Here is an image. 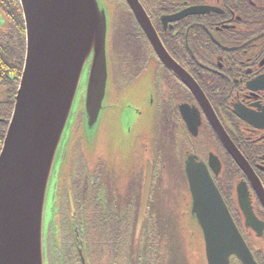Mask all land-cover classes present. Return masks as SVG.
Segmentation results:
<instances>
[{
	"label": "flooded vegetation",
	"instance_id": "obj_1",
	"mask_svg": "<svg viewBox=\"0 0 264 264\" xmlns=\"http://www.w3.org/2000/svg\"><path fill=\"white\" fill-rule=\"evenodd\" d=\"M112 1L116 6L109 18L111 44L114 31L123 28L129 31L125 35L128 44L136 45L127 53L130 63L135 58L144 62L143 66L149 59L157 63L154 86L158 94L153 101L156 161L160 146L168 140L173 143L177 159L186 153L203 161L254 264H264V0H136L166 53L203 94H200L203 106L155 56L129 4L125 0ZM0 12L4 16V25H0L1 150L24 63L20 65L19 59L25 58V28L18 0H0ZM5 59L8 65H4ZM136 77L135 73L130 79ZM113 79L116 83L115 76ZM216 120L221 135L230 140L247 163L248 174L235 163L219 139L214 129ZM135 122H129V127ZM213 143L216 147L210 146ZM141 145L133 141L131 147L124 148L125 155L112 151L109 159L100 153L88 157L80 152L81 158L74 164L67 157L66 172L54 177L46 201L49 206L44 233L48 264H51L50 223L54 213H60V236L64 229H73L76 249L84 254L80 233L72 223L82 219L78 202L86 181L96 193L104 185L102 194L109 198L116 193L119 202L120 194L115 190L125 189L116 185L115 180L125 176L127 184L133 187L125 191V195L132 196L127 202H139L147 162L146 148L141 150ZM136 151L140 153L136 158L139 168L132 169L131 174L137 176L129 181L122 169L128 167L125 165L128 155L135 157ZM87 158L94 160L92 168ZM155 169L156 163L154 174ZM230 264L241 263L232 256Z\"/></svg>",
	"mask_w": 264,
	"mask_h": 264
},
{
	"label": "water",
	"instance_id": "obj_2",
	"mask_svg": "<svg viewBox=\"0 0 264 264\" xmlns=\"http://www.w3.org/2000/svg\"><path fill=\"white\" fill-rule=\"evenodd\" d=\"M125 1L161 63L201 104L197 85L166 53L137 1ZM18 2L26 51L0 152V264H45L44 206L55 175L61 176L67 162L69 129L82 83V128L87 154H91V143L106 107L110 20L98 0ZM186 125L191 130L188 120ZM214 129L248 174L246 162L230 140L221 135L217 120ZM184 173L190 194L189 215L201 231L206 264H229L231 256L241 264H254L206 166L196 157H187ZM150 178L147 162L137 232L147 206ZM81 262L84 264L83 258Z\"/></svg>",
	"mask_w": 264,
	"mask_h": 264
},
{
	"label": "rangeland",
	"instance_id": "obj_3",
	"mask_svg": "<svg viewBox=\"0 0 264 264\" xmlns=\"http://www.w3.org/2000/svg\"><path fill=\"white\" fill-rule=\"evenodd\" d=\"M98 2L100 6H102L106 10L107 16L109 14V16L111 17V13L113 12L112 10H115L116 6L113 1L98 0ZM0 25H4V16L1 12ZM128 32L129 31H125L123 28H119L117 29V31H114V45L111 44L110 40H108V72L110 73V80L109 86L107 87V95L105 99L106 107L103 110L104 113L101 117L96 137L91 143V154H88L93 157H95L96 153H100L103 158L107 157L109 159L110 153H112V151L116 152L117 155H125L126 153L124 151L123 145L127 142V145L130 144L129 147H131L132 141H138L142 144L141 150L143 147L146 148V157L151 158L152 149L150 148V142L156 146V131L154 128L155 110L152 109L149 104V97L152 92L154 95V99L156 100L158 91L156 88L152 90V75H150L149 71L155 68L154 66H157V63L155 62V59L147 61L145 64H149V66L151 67L146 66L147 68H145V72L139 75V68L143 66L144 62H138V58H135V62L130 63V59L127 53L131 48L135 47L136 45L128 44L129 41L128 39H126L125 36ZM110 71L114 72L119 77L118 81L121 80L125 82V84L122 85L128 84V82L132 80L130 79L131 76H133L135 73L139 78L134 79L133 83L136 85L132 86V88H130V86L126 88L118 87L114 79H112V73ZM75 109H77V105L75 106ZM133 120H135L136 122L134 125H131L130 132L132 133L131 135H128L127 127ZM76 121L77 120H75L74 118L69 129L70 149L68 160L72 161L74 164L78 163L79 159L81 158V153L87 154L85 150H81L80 153V146L84 148V144L83 142L79 143V138H82V135L79 132V127ZM170 141L171 140L165 141L160 146V155L159 160L156 161L155 175L156 171H158V175L160 176L158 189L161 195V207H163L164 211L166 212L169 210V213H171L172 218H175L178 209H184L185 211L187 209L185 207V202L180 201L183 194L185 192L188 193V189L185 186V183L182 179V175L180 173L181 164L177 163L175 160L177 158L176 150L172 148L173 143H171ZM210 146L216 147L214 143ZM139 154L140 153L138 151L135 157L132 155H128L125 162V165L128 167L122 169L126 172L129 181L130 179L137 176L131 173L133 172L132 169L139 168V164L136 159ZM87 160L88 165L91 166L90 168H92L94 166V160L90 161L88 158ZM151 165L153 171L154 161L151 162ZM63 171L66 172L65 169H63L62 172ZM89 177L93 179L92 174H90ZM115 184H120L124 186L125 190L123 192H120L118 189L115 190V192L122 194L123 197H125V191H127V189H133L131 184L130 186L129 183L127 184L125 176H121L118 180H115ZM128 195L130 196L129 193ZM48 206L49 202L46 203V211L48 210ZM190 222V224L193 226L192 219ZM55 223H57V220L54 222V224ZM188 231H190L192 236H194V238H197V240L199 241V236L196 234L193 227H191V229ZM53 237L51 239V248L54 252L58 253L59 251L56 248L58 244L60 246V243H58V239L55 238L54 235ZM185 237H183V242L184 247H187L185 243ZM200 253L201 249L199 251V248H196L195 253L192 251V248L187 251L185 249L184 256L185 254H189L191 261V263L189 264H206V261L202 260V256L200 255ZM59 254L61 253L59 252ZM84 255L86 259V264H91L87 250L84 251ZM58 258L59 256L56 255V259ZM94 262V264H96V257Z\"/></svg>",
	"mask_w": 264,
	"mask_h": 264
},
{
	"label": "trees",
	"instance_id": "obj_4",
	"mask_svg": "<svg viewBox=\"0 0 264 264\" xmlns=\"http://www.w3.org/2000/svg\"><path fill=\"white\" fill-rule=\"evenodd\" d=\"M19 61L21 65L23 60L19 59ZM8 64V59H5L4 65ZM153 179L154 183L139 232L136 227L140 202H127V198L130 199L132 196L123 197L122 194H120V201L123 202H117L116 193L109 198L102 194L104 185L98 187L97 193L89 185V181L82 185L80 202H78L82 219L72 223V226L80 233L83 250L88 251L91 264L95 263V257L96 264L191 263L189 254L184 256V252L185 249L187 251L192 248L195 253L196 248L202 246L199 228L194 221L193 226L190 224L191 217L187 210L178 209L175 218H172L169 210L164 211L161 207V195L158 189L160 181L158 171ZM107 191L110 192L111 188ZM59 223L61 224L60 218L57 223L53 224L52 237L54 235L58 239L60 246L58 244L56 249L61 254L51 250L50 256L55 257L52 259V264H62L60 257H63V264L67 262L68 264H79L77 253L74 251L78 244L73 229H64L63 236H60ZM191 227L199 236V241L188 231ZM182 235L186 236L187 247H184ZM200 249L202 260L205 261L202 247ZM56 255L59 256L58 259Z\"/></svg>",
	"mask_w": 264,
	"mask_h": 264
}]
</instances>
